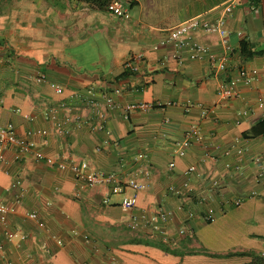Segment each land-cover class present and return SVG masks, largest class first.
Wrapping results in <instances>:
<instances>
[{"label":"crops","instance_id":"1","mask_svg":"<svg viewBox=\"0 0 264 264\" xmlns=\"http://www.w3.org/2000/svg\"><path fill=\"white\" fill-rule=\"evenodd\" d=\"M124 3L128 19L84 0H0V126L18 137L46 130L29 138L28 152L8 145L0 162V201L12 207L0 214V264H254L251 255L264 252V53H245L264 48V0ZM192 17L202 25L224 20L232 47L226 70L193 58L188 47L178 56L171 44L155 47ZM194 40L224 53L216 32L201 26ZM136 53L142 58L132 72L125 62ZM40 74L45 81L36 80ZM228 78L238 79V95L221 98L218 86ZM115 88L119 102L162 106L128 119L106 109L105 129L91 130L97 118L80 97L100 103ZM48 107L68 121L66 135L45 116ZM193 127L201 138L183 147ZM72 160L127 176L146 165L147 187L133 212L172 211L166 234L144 224L131 229L122 195L57 165Z\"/></svg>","mask_w":264,"mask_h":264},{"label":"built area","instance_id":"2","mask_svg":"<svg viewBox=\"0 0 264 264\" xmlns=\"http://www.w3.org/2000/svg\"><path fill=\"white\" fill-rule=\"evenodd\" d=\"M106 10L120 18L128 19L129 12L127 10L124 0H109L105 6ZM231 6L228 5L225 7V11L229 12ZM204 29L206 32H216L222 41L224 46V53L217 57L214 52H212L208 47L202 45L201 43L194 40V34L199 28ZM240 34V32H238ZM229 32L224 26V20L218 19L213 23H200L199 19L196 17L189 18L175 27L169 29L167 33L159 39L155 47L162 45H173L175 48V55L178 56L179 50L184 47H188L191 51V56L196 59H205L207 58L209 62L214 65V67L220 71L226 70L227 60L229 53L232 51V47L228 42ZM142 58L141 53L133 54L126 62L125 68L129 69L132 72H135L138 67L136 65L137 61ZM218 58V59H217ZM241 75L245 76V72H241ZM37 81H45L46 75L40 74L36 77ZM237 78H228L220 82L217 94L221 98H231L238 95L237 90ZM56 92L61 93L62 87L58 84L54 85ZM113 94H102L100 100L102 102L97 103L92 97L84 96L80 97L81 101L90 109L94 110L95 117L97 121L94 124H90L89 127L91 130L99 131L105 129V123L107 122L106 109L118 110L122 119H128L129 116L137 111H148L154 108L162 106L160 102H149V101H133V102H119L115 95L120 94V89L115 88ZM69 109V107H68ZM57 109L55 107H48L45 110V116L50 118L55 122L57 132L62 135H66L69 132L68 121L66 119L57 118ZM77 126L81 125L80 120L76 121ZM43 136L46 134L44 129L28 130L25 133L24 137H18L14 134V131L11 127L0 126V162L5 160L4 151L8 145L15 146L21 152H28L32 150L34 143L29 139L32 135ZM201 138L200 134L197 131V128L193 127L189 130L185 139L182 141L181 145L183 147L187 146L192 140H199ZM146 155L141 154L138 157V160H145ZM47 163L52 164L54 160L51 157L45 159ZM58 167L68 168L75 178L85 182L87 185H107L109 186L110 192L112 194L122 195L120 199V205L131 211L129 227L131 229H137L140 224H144L150 228L154 233L159 235L166 234L164 226L168 222L169 218L172 216V211L167 210L161 206L157 207L150 214L140 212L135 213L133 210L137 207L138 204V192L144 190L147 187V181L149 179V171L146 165H142L136 170L134 175H123L116 171H103L95 170L90 167L89 163L85 160L78 161H69L68 163L64 161H58ZM195 170L194 166H189L188 171L193 172ZM186 186V184H184ZM126 189H131L134 191L132 194H126ZM170 189L174 193H179L180 190L174 186H171ZM199 202L206 201V196H201L198 198ZM241 199H235L233 201L234 205H239ZM12 207L0 201V214H6L8 211H11ZM28 216L32 219L37 220V214L35 211L28 213ZM205 221H211L213 219V214L208 213L204 215ZM38 225L43 227V223L38 221ZM183 229H180L179 233H183ZM7 237H20L23 238V235H18L16 233L7 232ZM1 248V244H0ZM260 256L264 257V252H261Z\"/></svg>","mask_w":264,"mask_h":264},{"label":"trees","instance_id":"3","mask_svg":"<svg viewBox=\"0 0 264 264\" xmlns=\"http://www.w3.org/2000/svg\"><path fill=\"white\" fill-rule=\"evenodd\" d=\"M84 1L89 2V4L92 3L93 5H95L97 7H101V6H106V4H107V2L109 0H84ZM250 3L255 6V5H257L258 0H250ZM245 48H246V44L242 43L241 44V49H242L243 52H244ZM263 53H264V48L261 49V50H258V51H252V52L250 51L248 53H245V56H250V55L253 56V55L263 54ZM251 134L254 136L255 135L254 131H251ZM251 257H252V263H254V264H264V257H262L260 255H257V254L251 255Z\"/></svg>","mask_w":264,"mask_h":264}]
</instances>
